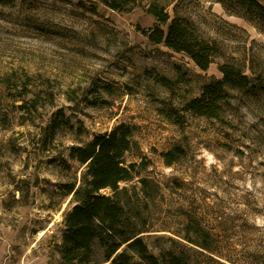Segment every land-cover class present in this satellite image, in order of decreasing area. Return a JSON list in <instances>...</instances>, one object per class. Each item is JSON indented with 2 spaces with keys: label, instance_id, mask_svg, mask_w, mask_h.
<instances>
[{
  "label": "rangeland",
  "instance_id": "obj_1",
  "mask_svg": "<svg viewBox=\"0 0 264 264\" xmlns=\"http://www.w3.org/2000/svg\"><path fill=\"white\" fill-rule=\"evenodd\" d=\"M126 1L119 10L0 0V264H62L69 188L85 169L70 148L121 122L136 127L126 162L141 163L152 184L146 198L138 177L126 183L139 191L151 251L172 249L189 264H264V96L235 92L220 119L183 109L223 62L264 73V32L215 0ZM153 3L221 44L207 70L137 32L157 23ZM170 108L180 123L165 116ZM175 147L183 155L167 165L163 153ZM194 225L208 249L183 238Z\"/></svg>",
  "mask_w": 264,
  "mask_h": 264
},
{
  "label": "trees",
  "instance_id": "obj_2",
  "mask_svg": "<svg viewBox=\"0 0 264 264\" xmlns=\"http://www.w3.org/2000/svg\"><path fill=\"white\" fill-rule=\"evenodd\" d=\"M113 9H124L126 0H100ZM221 2L229 13H236L255 23L264 32V5L259 0H215ZM157 19L150 27L136 26L137 32L149 41L185 53L200 69L207 70L222 54V46L216 39L202 36L188 20L175 16L158 4L148 10ZM220 77H211L200 86L198 95L188 98L184 110L198 116L220 119L235 92L264 96V73L254 67L250 72L232 62L218 65ZM156 81L169 88L173 82L157 74ZM168 119H177L180 113L174 108L164 109ZM58 122L55 128L64 124ZM136 127L121 122L109 132L96 134L91 140L74 144L69 155L85 165L82 182L72 185L74 204L64 214L62 241L57 248L62 264H165L164 252L169 254L171 264H189L184 255L174 250L154 253L144 239L148 231L146 216L139 204L136 186L126 183L138 177L141 191L146 198H153L152 184L141 176V163L126 162L127 152L138 149L134 137ZM167 165L183 155L179 147L163 153ZM109 189L103 194L101 190ZM145 205H147L145 203ZM183 238L208 249L201 242L203 232L194 225Z\"/></svg>",
  "mask_w": 264,
  "mask_h": 264
},
{
  "label": "bare ground",
  "instance_id": "obj_3",
  "mask_svg": "<svg viewBox=\"0 0 264 264\" xmlns=\"http://www.w3.org/2000/svg\"><path fill=\"white\" fill-rule=\"evenodd\" d=\"M40 234H43V231H41V233Z\"/></svg>",
  "mask_w": 264,
  "mask_h": 264
}]
</instances>
